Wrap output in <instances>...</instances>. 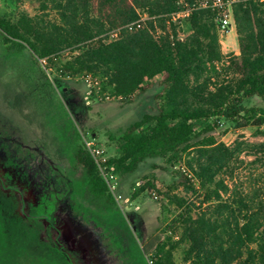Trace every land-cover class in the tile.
<instances>
[{
  "label": "trees",
  "instance_id": "1",
  "mask_svg": "<svg viewBox=\"0 0 264 264\" xmlns=\"http://www.w3.org/2000/svg\"><path fill=\"white\" fill-rule=\"evenodd\" d=\"M38 1L42 10L52 4L59 20L46 23L26 14L16 22L0 19L9 49H29L47 70L59 64L64 77H97L103 93L114 97L146 93L157 78L164 88L159 113L125 131L118 158L99 163L75 144L74 158L84 170L88 194L113 205L101 169L132 173L147 159L174 160L194 150L197 157L186 180L191 190L197 184L204 191V200L194 216V204L172 191L162 194L178 213L166 240H147L144 255L150 264H176L174 252L186 245L184 264H264V174L251 193L231 188L219 177L242 145L229 147L215 135L223 121L239 128L264 126V108L244 106L254 97L264 102V4L235 0L239 54L224 55L216 13L199 8L197 0H184L181 6L179 0ZM186 11L189 15L180 20ZM182 28L188 34L180 38ZM65 53L69 58L56 63ZM197 123L206 124L198 134ZM247 146L264 158V142ZM149 187L156 189L148 184L133 197ZM174 235H179L177 241Z\"/></svg>",
  "mask_w": 264,
  "mask_h": 264
},
{
  "label": "rangeland",
  "instance_id": "2",
  "mask_svg": "<svg viewBox=\"0 0 264 264\" xmlns=\"http://www.w3.org/2000/svg\"><path fill=\"white\" fill-rule=\"evenodd\" d=\"M22 14L59 20L52 4L42 10L38 0H0V19L16 22ZM182 30L180 38L188 34ZM220 44L224 55L239 54L236 30L220 37ZM68 58L62 54L56 63ZM58 69L59 64L47 70L29 49H9L0 34V264H150L143 245L155 236L166 240L178 213L162 194L172 191L194 204V216L204 200V191L197 184L191 190L186 180L197 154L150 158L132 173L104 168L115 203L93 199L74 158L75 144L101 151V162L118 158L125 131L159 113L164 88L157 78L152 89L128 99H107L103 90L89 96L82 76L64 77ZM244 106L264 108V102L254 97ZM205 125L197 123L196 134ZM215 135L229 147L242 145L219 178L251 193L264 174V158L247 145L264 142V126L223 121ZM148 184L156 189L135 199ZM186 249L181 245L174 252L176 264H184Z\"/></svg>",
  "mask_w": 264,
  "mask_h": 264
},
{
  "label": "built area",
  "instance_id": "3",
  "mask_svg": "<svg viewBox=\"0 0 264 264\" xmlns=\"http://www.w3.org/2000/svg\"><path fill=\"white\" fill-rule=\"evenodd\" d=\"M260 3L264 4V0H258ZM235 0H197V6L203 9H209L216 13V20L218 22V32L220 37L227 36L235 29V23L233 19V10L232 5ZM190 11L183 12L178 15V18L181 16L186 17L189 15ZM87 86L89 87L88 95L91 96L93 92H100L102 90L101 80L92 75H87L83 77ZM104 97L109 99L110 93L105 92ZM89 152L95 158L97 162H101L98 156L101 155V151L94 150L90 146H88ZM103 170V169H101Z\"/></svg>",
  "mask_w": 264,
  "mask_h": 264
},
{
  "label": "crops",
  "instance_id": "4",
  "mask_svg": "<svg viewBox=\"0 0 264 264\" xmlns=\"http://www.w3.org/2000/svg\"><path fill=\"white\" fill-rule=\"evenodd\" d=\"M233 31H235V29Z\"/></svg>",
  "mask_w": 264,
  "mask_h": 264
}]
</instances>
